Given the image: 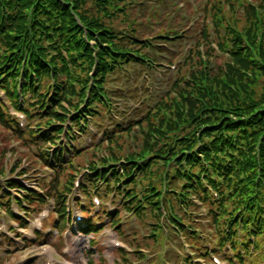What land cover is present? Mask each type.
Wrapping results in <instances>:
<instances>
[{
  "label": "trees",
  "instance_id": "obj_1",
  "mask_svg": "<svg viewBox=\"0 0 264 264\" xmlns=\"http://www.w3.org/2000/svg\"><path fill=\"white\" fill-rule=\"evenodd\" d=\"M139 1L0 0V91L11 109L21 111L28 123L23 131L0 97V129L20 138L25 132L32 144L40 141L54 149L51 153L48 149L42 150L39 156L52 168V173L72 167L71 160L61 163L62 155L71 151L75 156L80 154L76 148L72 150L71 145L56 149L60 137L64 136L71 143L73 126H77L79 135L84 132L88 119L102 116V108L113 110L109 101L111 90L107 86L109 79L131 64L150 69L155 64L146 50H154L158 44L146 45L133 31V36H128L111 24L125 18L132 26L135 19L127 18ZM225 1L209 0L201 11L203 18L211 19L216 50L229 56L225 69L220 70L221 75L214 81L216 86L210 88V80L200 72V67L196 70L199 73H191L184 83L178 78L173 87L179 85L181 100L189 98L188 103L194 105L190 99L200 97L195 108L189 105L185 110L177 105L162 118L151 114L153 111L147 113L133 125V128L143 127L142 122L148 125V117H154L149 123L152 129L144 127L142 131L143 148L139 152L123 153L125 156L121 158L122 154L118 156L117 153L122 149L116 152L113 148L110 157L102 158L98 165H88L87 175L83 176L89 180L88 176L94 175L93 181L100 180L108 185L117 174H130L136 168L142 172L140 178L146 184L136 190L133 176L128 180L133 183L128 193L141 208L153 213H166L164 202L168 201H171L168 204L175 203L177 210L182 207V211L188 213L189 207L195 208L190 197L196 196L197 201L208 204L219 246L232 248L238 242L247 246L250 236L264 235V79L259 85L260 93L255 94L253 87L257 82L247 75L249 69L264 75V17L258 23L254 8H247L254 20L247 18L250 31H245L246 38L242 40L236 30L238 22H230L223 14L221 6ZM229 4H233L231 0L227 6L233 10ZM92 8L94 13L91 14ZM208 30L206 23H202L200 39L194 45L207 42ZM180 38L183 40L184 36ZM217 81L230 88L229 91H222ZM189 83L196 95L187 90ZM202 83H207L209 88ZM25 94L30 96L26 106H22ZM114 125L116 129L117 124ZM131 131L132 127L127 125L119 132L104 130L103 136L111 142L116 135ZM118 163L121 172L108 167ZM155 165L163 169L164 182L170 183L168 186L161 187L163 179L158 171L152 170ZM156 181H160L159 187ZM55 186L54 183L53 190ZM113 187L116 197L121 186ZM11 189L22 193V202L13 201ZM63 189L70 191L67 185ZM48 193L29 191L14 179H5L0 184V208L4 207V213L20 225L25 218H15L11 202L25 210L32 200L41 203L53 196L55 206L65 201L61 193L58 199ZM56 211L60 217L58 221L64 219L65 209L57 207ZM181 222L179 220L180 226L185 228ZM187 227L192 232L189 222ZM80 229L86 234L94 230L90 222H85ZM100 260L104 261L102 256Z\"/></svg>",
  "mask_w": 264,
  "mask_h": 264
},
{
  "label": "rangeland",
  "instance_id": "obj_2",
  "mask_svg": "<svg viewBox=\"0 0 264 264\" xmlns=\"http://www.w3.org/2000/svg\"><path fill=\"white\" fill-rule=\"evenodd\" d=\"M208 1L140 0L127 18L131 21L133 18L135 19L132 26L125 18L111 22L114 28L124 30L128 36L132 35L133 31L136 37L140 40L143 39L140 42L146 45L149 43L158 44L154 50H146L155 64L151 65V69L131 64L126 66L127 70L123 69L116 73V77L109 79L107 86L111 90L109 101L113 110L105 111V108H102V116L88 119L87 127L81 135H77V131H75L77 126H73L71 132L75 138L74 146L76 150L80 151V154L75 156L76 154L72 153L70 158L64 160L65 163L71 160V168L66 167L67 169L63 172L52 173V168L45 165L39 157L42 150L48 149L52 152L48 144L40 141L32 144L25 132V136L20 138L11 131L0 129V184L5 179H14L19 185L29 188V191L40 194L48 191V195H54L57 199L60 193L65 196V201L60 206H55L53 196H50L41 203L35 200L30 201V207L24 208L25 210L18 209L16 204L11 202L10 209L15 218L19 219L22 216L26 218L20 225H17L14 222L16 220L5 214L4 207L1 206L0 264H31L37 259H41L44 264H47L48 261L52 264H65L64 261L72 264H91L89 259L94 264H136L147 262V258H153V264H182L187 253L188 255L190 253L193 259H205L206 264H211L209 256H199L207 252L206 245L210 244L216 246L221 252L224 251L225 247L218 244L219 236L214 227L211 213H208V204L197 201L196 196L190 197L194 201L195 208L189 207L188 213H184L182 207H179L180 211L177 210L178 207L175 203L168 204L171 201L164 202L166 213L163 211L153 213L149 209L141 208L138 201L132 199L128 193L133 185L128 180L133 176L137 184L136 190L146 184L140 178L142 172H138L136 168H133L130 174L128 172L117 174L108 185L98 180L93 181L94 175L88 176L89 180L83 176L87 175L88 165L93 163L98 165L102 158L110 157L109 152L113 148L116 152H118V148L123 150L117 153L118 156L122 154L121 158L125 156L123 153L139 152L143 148L142 131L144 127L152 129L149 123L154 121V117H148V125L142 122L143 127L135 126L133 128V125L141 121L147 113L153 111L151 114L162 118L169 109H176L177 105L185 110L189 105H193L188 103L189 98L184 101L179 98V85L173 87L178 78L180 82L184 83L187 77H191V73L198 74L199 72L196 70L200 67L202 68L200 72L205 73L204 77L210 80L208 82L211 85L210 88L216 86L214 81L218 80L217 78L221 75L220 70L225 69L229 56L216 50L215 34L212 33L213 29L210 24L211 19L203 18L204 14L201 15L202 7ZM231 1L233 4L229 5L233 10L227 6L228 0L222 4L221 8L224 16L230 22H238L236 30L244 40L246 38L245 31H250L247 18H252L251 21L254 20L251 11L247 8L250 6L254 8L255 19L261 23V18L264 17V0ZM89 11L91 14L94 13V8ZM202 23H206L209 28L207 42H203V45L201 43L194 45L200 39L199 32ZM131 28L133 30L129 32L128 30ZM183 31L184 33H182ZM160 34H163L161 38H155ZM182 35L184 36L183 40L180 38ZM215 73L216 75H214ZM247 75H250L248 76L250 80L257 82L253 90L255 94H259V85L263 81L264 75L252 69H249ZM236 76L237 74L234 72V77ZM217 82L222 91H229L230 88L222 86L220 81ZM202 84L209 88L207 83ZM191 88L192 85L187 89L191 91L189 93L196 95ZM29 96L25 94L22 106H26ZM0 97L4 101L3 105L9 109L17 122H20V128L24 131L28 123L19 115L22 112H12L13 109L10 104L5 103L1 92ZM158 99H162L161 102ZM190 100L196 105L199 103L200 97H193ZM155 110L156 113H154ZM109 115L112 117L109 118ZM31 123L33 124L32 120ZM114 123L117 124L116 129L115 125L113 126ZM127 125L132 127L131 132L124 133L122 136L116 135L111 142L106 141L103 136L104 130H107L108 133L119 132ZM66 127L69 128L70 125ZM63 140L64 137H61L57 147L64 144ZM134 161L139 162L137 158ZM112 164L108 167L116 168L117 164ZM157 167V165L152 166V170L158 171L160 178L163 179L161 187H164V184L168 186L170 183L164 182L163 169H157ZM159 182L155 183L157 187L160 186ZM54 183L56 186L53 190ZM66 185L70 188L69 192L63 189ZM113 186H121L114 198H112L115 193ZM10 193L13 196V201H23L20 198L22 194L18 191L12 190ZM125 202L127 203L124 204ZM57 207L58 209L64 208L68 212L64 219L54 225L56 229L51 232L56 235L52 236L47 234L50 230L47 227L52 221L60 218L56 211ZM129 207L132 209L129 210ZM113 209L118 210L115 215L110 213ZM68 213L71 220L68 218ZM76 216L81 217L80 222L84 220L86 223L90 222L94 228L91 234L87 235L84 232L81 235L78 234L77 230H81V225L75 220ZM107 218L110 220L108 223H106ZM42 219L45 227L42 231L46 236H43L39 227L36 228L34 225ZM179 220L182 221L185 228L180 226ZM188 222L189 226L195 230L194 232L188 231ZM32 231L38 233L35 237L40 236L41 242H37V239L27 235ZM115 236L128 248L131 254L139 253L138 256L129 255L127 251H122L119 248L113 250ZM254 239H256L255 242L249 243L247 246H241L238 242L237 246L229 249L226 252L227 264H264V235L254 237ZM119 240L117 241L119 242ZM45 243L52 244L51 248L56 252L54 259L51 257L53 252L49 257L41 251V247H44ZM101 247H104L105 250L102 251ZM212 253L211 258L216 257L220 264H225V258L223 259L220 253L216 251ZM178 254L183 258H177ZM101 256L106 259V262L100 260ZM43 263L36 261L32 264Z\"/></svg>",
  "mask_w": 264,
  "mask_h": 264
},
{
  "label": "bare ground",
  "instance_id": "obj_3",
  "mask_svg": "<svg viewBox=\"0 0 264 264\" xmlns=\"http://www.w3.org/2000/svg\"><path fill=\"white\" fill-rule=\"evenodd\" d=\"M43 251H46V249H45V248H43ZM49 251H50V249H49Z\"/></svg>",
  "mask_w": 264,
  "mask_h": 264
}]
</instances>
